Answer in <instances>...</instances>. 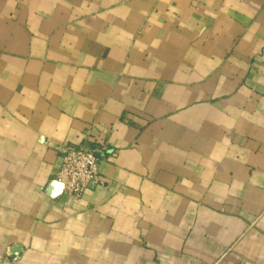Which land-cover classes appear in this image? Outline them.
<instances>
[{
	"label": "crops",
	"instance_id": "1",
	"mask_svg": "<svg viewBox=\"0 0 264 264\" xmlns=\"http://www.w3.org/2000/svg\"><path fill=\"white\" fill-rule=\"evenodd\" d=\"M0 264H264V0H0Z\"/></svg>",
	"mask_w": 264,
	"mask_h": 264
},
{
	"label": "built area",
	"instance_id": "2",
	"mask_svg": "<svg viewBox=\"0 0 264 264\" xmlns=\"http://www.w3.org/2000/svg\"><path fill=\"white\" fill-rule=\"evenodd\" d=\"M59 151L62 155V165L57 174V181L62 184L67 196L79 199L89 187L104 185L99 164L107 154L106 143L64 145Z\"/></svg>",
	"mask_w": 264,
	"mask_h": 264
},
{
	"label": "water",
	"instance_id": "3",
	"mask_svg": "<svg viewBox=\"0 0 264 264\" xmlns=\"http://www.w3.org/2000/svg\"><path fill=\"white\" fill-rule=\"evenodd\" d=\"M60 183V182H59ZM61 184V183H60ZM61 186H62V184H61ZM63 187V186H62Z\"/></svg>",
	"mask_w": 264,
	"mask_h": 264
}]
</instances>
